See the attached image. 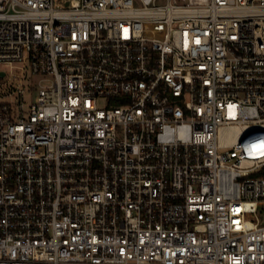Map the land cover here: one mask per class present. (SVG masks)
Masks as SVG:
<instances>
[{"label": "built area", "instance_id": "1", "mask_svg": "<svg viewBox=\"0 0 264 264\" xmlns=\"http://www.w3.org/2000/svg\"><path fill=\"white\" fill-rule=\"evenodd\" d=\"M0 264H264V0H0Z\"/></svg>", "mask_w": 264, "mask_h": 264}, {"label": "rangeland", "instance_id": "2", "mask_svg": "<svg viewBox=\"0 0 264 264\" xmlns=\"http://www.w3.org/2000/svg\"><path fill=\"white\" fill-rule=\"evenodd\" d=\"M70 0H54V8L55 9H64V4ZM9 76V73H8ZM11 87L10 88H2V92L5 94L4 98L7 101L14 102L16 97H18L17 93H13L16 91L17 87H19V77L20 71L18 69H14L11 75ZM12 93V94H11Z\"/></svg>", "mask_w": 264, "mask_h": 264}]
</instances>
